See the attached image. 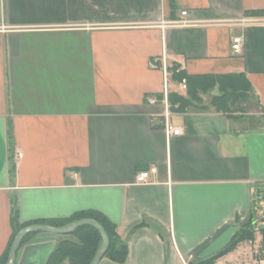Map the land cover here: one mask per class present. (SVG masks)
I'll list each match as a JSON object with an SVG mask.
<instances>
[{
    "label": "crops",
    "instance_id": "obj_1",
    "mask_svg": "<svg viewBox=\"0 0 264 264\" xmlns=\"http://www.w3.org/2000/svg\"><path fill=\"white\" fill-rule=\"evenodd\" d=\"M180 11L227 22L161 31ZM258 11L264 0H0V256L14 197L23 225L101 213L127 246L123 264H190L223 251L264 187ZM243 17L262 21L235 24ZM162 55L189 75L245 73L254 93L245 113H170L181 134L167 139L163 106L147 100L161 95L162 73L148 63ZM170 82L169 92L183 94ZM150 168L149 181L136 184ZM64 239L31 234L15 264H45Z\"/></svg>",
    "mask_w": 264,
    "mask_h": 264
},
{
    "label": "trees",
    "instance_id": "obj_2",
    "mask_svg": "<svg viewBox=\"0 0 264 264\" xmlns=\"http://www.w3.org/2000/svg\"><path fill=\"white\" fill-rule=\"evenodd\" d=\"M251 16H264V11L253 12ZM168 69L171 71V77L175 81L179 82L183 78L186 79V90L183 94L168 92L170 113H182L187 109L199 111L213 110L216 113L236 118L238 115L240 116L245 113L246 104L250 102L254 95L251 84L245 73L189 75L179 70L177 66ZM202 96H209L208 104L203 103ZM160 97L161 96H157L158 99H160ZM237 104H239V106ZM243 104L245 106H241ZM154 127H156V125ZM8 137L9 140L12 139L9 128ZM14 170V164H11L9 169L11 179L14 176ZM10 205L11 236L5 250L0 256V264H7L12 241L18 231L32 225L31 223L24 225L19 223L17 200L15 197L11 198ZM82 219L96 221L107 234L108 247L103 258H107L118 264H123L127 258V246L120 240L116 232V227L97 211H81L66 219L41 220L35 222V224L61 228ZM30 236L31 235L24 236L21 240V244ZM67 236H70L71 240L64 239L60 241L51 252L47 264H64V262H67V264H90L101 246L102 238L99 232L93 227L83 226L75 229ZM253 237L251 221L249 220L242 226V229H240L231 243L223 251L214 257L190 264H214L218 258L232 252L238 242L249 240Z\"/></svg>",
    "mask_w": 264,
    "mask_h": 264
},
{
    "label": "built area",
    "instance_id": "obj_3",
    "mask_svg": "<svg viewBox=\"0 0 264 264\" xmlns=\"http://www.w3.org/2000/svg\"><path fill=\"white\" fill-rule=\"evenodd\" d=\"M187 11H180L177 19L161 21L158 24V27L161 31H164L167 27H193L200 25H219L226 23L227 21L223 20H212V21H193L187 18ZM262 20L258 18H247L243 17L237 21H234L235 24L239 26H245L249 24L260 23ZM233 22V23H234ZM231 49L235 54H239L240 52V44L241 38L236 37L232 40ZM148 67L151 70H159L162 73V91L160 99H156L154 97L148 98L149 104L160 103L163 106L162 119L160 124L162 129L165 132L166 138H170L172 136H179L181 134V129L179 127H174L170 124V112H169V104H168V79L171 75V71H169V67L166 64L165 57L162 55L161 57H157L151 59L148 63ZM178 87L183 92L186 90V79H181L178 82ZM155 172L154 168H150L146 171H140L135 176L136 184H144L149 181L151 175ZM170 185V183H168ZM236 256L232 264H264V233H261L259 238L253 237L249 240H244L238 242L235 249ZM233 250V251H234ZM183 264H186L183 262Z\"/></svg>",
    "mask_w": 264,
    "mask_h": 264
},
{
    "label": "water",
    "instance_id": "obj_4",
    "mask_svg": "<svg viewBox=\"0 0 264 264\" xmlns=\"http://www.w3.org/2000/svg\"><path fill=\"white\" fill-rule=\"evenodd\" d=\"M83 226H90L96 229L99 234L101 235L102 242L99 250L93 257L90 264H98L99 261L104 257V254L108 247V237L103 228L94 220L91 219H82L75 222H72L70 224H67L64 227L61 228H53L46 225H30L27 227L22 228L18 233L15 235L11 248L8 254L7 264H15V259L17 255V251L19 249V246L21 245V240L24 236L35 234V233H49V234H56V235H69L71 234L75 229ZM27 250V249H26ZM50 256V255H49ZM47 257V261L48 258ZM45 261V264L46 262Z\"/></svg>",
    "mask_w": 264,
    "mask_h": 264
},
{
    "label": "rangeland",
    "instance_id": "obj_5",
    "mask_svg": "<svg viewBox=\"0 0 264 264\" xmlns=\"http://www.w3.org/2000/svg\"><path fill=\"white\" fill-rule=\"evenodd\" d=\"M170 80H172L171 75L168 79L169 85L171 83ZM180 92H183V91L180 90ZM202 99H203L204 104L209 103V96H202ZM248 104H246V107H245L246 109H247ZM237 105L239 106V104ZM241 106H245V105L243 104ZM172 116L173 115H171V117ZM250 218H251L250 221H251L253 236L256 238H259L261 236V233H264V187L259 188V190L256 191L255 193L253 203H252V210H251Z\"/></svg>",
    "mask_w": 264,
    "mask_h": 264
}]
</instances>
